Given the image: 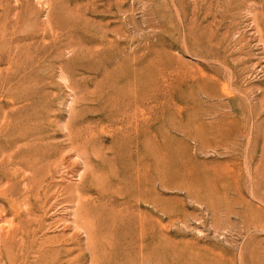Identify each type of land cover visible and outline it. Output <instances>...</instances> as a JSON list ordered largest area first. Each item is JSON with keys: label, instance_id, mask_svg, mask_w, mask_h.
Segmentation results:
<instances>
[{"label": "rangeland", "instance_id": "rangeland-1", "mask_svg": "<svg viewBox=\"0 0 264 264\" xmlns=\"http://www.w3.org/2000/svg\"><path fill=\"white\" fill-rule=\"evenodd\" d=\"M63 259L264 264V0H0V264Z\"/></svg>", "mask_w": 264, "mask_h": 264}, {"label": "bare ground", "instance_id": "bare-ground-1", "mask_svg": "<svg viewBox=\"0 0 264 264\" xmlns=\"http://www.w3.org/2000/svg\"><path fill=\"white\" fill-rule=\"evenodd\" d=\"M69 132L68 133H70V139H71V141H72V143H73V139L72 138H74L75 137V133L74 132H71V130L73 129L71 126H70V124H69ZM137 127V126H136ZM85 128V127H84ZM67 130H68V128H67ZM77 130V129H76ZM87 131H89V127H87L86 129H84L82 132H84L85 134H84V137H82V140H81V143H82V145H83V148H84V150H86L87 149V147H88V145L89 144H91L90 142H92V140H93V135H92V139L90 140V139H88L87 137H85L86 136V133H87ZM77 132V131H76ZM76 136H77V134H76ZM90 135H88V137H89ZM97 138V137H96ZM69 141V140H68ZM76 141H77V139H76ZM79 145H80V143H79ZM81 146V145H80ZM78 147V146H77ZM77 147H75V149L77 148ZM73 150V149H72ZM81 150V149H80ZM83 150V151H84ZM76 152V156H77V154L78 155H81L80 154V152L79 151H75ZM79 152V153H78ZM75 154V153H74ZM82 156V155H81ZM84 156H85V154H84ZM8 157H10V156H8ZM79 157V156H78ZM88 157V156H87ZM87 157H86V160H87ZM10 159H12V157L11 158H9V160ZM85 160V159H84ZM85 160V161H86ZM89 160V159H88ZM83 164L84 165H86L87 166V164H88V161L86 162V163H84L83 162ZM86 166H85V168H86ZM84 167V166H83ZM91 167V166H90ZM137 176V175H136ZM136 182H138V184H140L141 185V183H140V179H137L136 180ZM106 192V191H105ZM77 194V193H76ZM97 194H98V198H97V200L98 201H100V200H102L103 199V196H102V193H101V191H98L97 192ZM104 194V193H103ZM109 194V195H108ZM107 195L108 196H105V198H108L107 199V201H109L110 202V204L113 206V205H119V203L121 202V200H123L124 199V197L126 198L127 196L126 195H123V194H120V195H115V194H112V193H108ZM76 196H78V198L80 197L79 196V194L78 195H76ZM77 199V198H76ZM141 199V198H140ZM140 199H138L137 198V201H140ZM147 199V198H146ZM104 201V200H103ZM143 201V200H142ZM101 202V201H100ZM108 202V203H109ZM144 202V201H143ZM148 202V201H147ZM107 203V202H106ZM150 203V202H149ZM79 204V203H78ZM89 205V204H88ZM94 205H96L95 203H94ZM100 207H101V205H99ZM24 207V206H23ZM90 207V206H89ZM112 209V208H111ZM115 210H113L112 209V213L114 214V216H115V212H114ZM121 211V210H120ZM120 211H118L119 213H120ZM126 212L124 213V216L126 215H128V212H127V210H125ZM78 212V211H77ZM77 212H75L74 214H73V220H72V222H71V226L72 227H75L76 228V226L77 227H79V224H81L80 222H82L83 223V225L82 226H84L85 228H83V229H86V231H87V238H86V242H85V247H87L86 249H89L90 250V245L92 246V233H93V231H92V228L93 227H95V226H93V224H95V222H96V220H94V223H92V220H90V218H88L89 216L86 214V216H87V218L86 217H81V216H79L78 215V213ZM85 212V211H84ZM117 212V211H116ZM117 212V213H118ZM123 212V211H122ZM86 213H88V210H87V212ZM118 213V214H119ZM92 214V213H91ZM123 214V213H122ZM121 213L119 214L120 216L122 215ZM118 215V216H119ZM137 215V214H136ZM140 216V215H139ZM92 217H93V215H92ZM117 217V216H116ZM122 217V216H121ZM138 217V216H137ZM83 219V220H82ZM93 219V218H92ZM82 220V221H81ZM117 221H119V220H117ZM64 222V221H63ZM120 222V221H119ZM11 224V223H10ZM15 225H17V224H15ZM138 228L140 229V236H142L143 234H144V232L146 231V229H145V226L143 225V223H141V221L139 220V222H138ZM111 227V226H110ZM21 229V228H20ZM78 229V228H77ZM81 231V230H80ZM85 231V232H86ZM19 235V234H18ZM21 235V234H20ZM86 235V234H85ZM10 236H11V238H12V240H13V243L14 242H17V240L15 239V231L13 230L12 232H11V234H10ZM24 237V236H23ZM142 238V237H141ZM111 239V238H110ZM95 241V240H94ZM64 242H67V241H64ZM73 242V241H72ZM94 247V246H93ZM13 258V262H16V260H17V258H14V257H12ZM72 260V259H71ZM71 260H61V261H59V263H57V264H76V259L75 260H73V261H71Z\"/></svg>", "mask_w": 264, "mask_h": 264}]
</instances>
